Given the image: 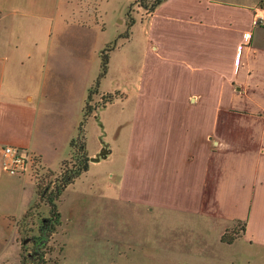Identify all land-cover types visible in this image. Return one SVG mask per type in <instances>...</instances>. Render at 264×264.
Wrapping results in <instances>:
<instances>
[{"label": "crops", "instance_id": "obj_1", "mask_svg": "<svg viewBox=\"0 0 264 264\" xmlns=\"http://www.w3.org/2000/svg\"><path fill=\"white\" fill-rule=\"evenodd\" d=\"M70 1L0 0V254L6 253L7 243L15 241L5 237L8 224L25 218L39 197L33 173L13 175L2 167V148L29 149L37 155L40 168L59 170L62 160L68 156L70 141L77 134L88 89L100 72L99 52L116 39L117 45L109 53L106 75L100 79L95 96L118 91L125 93V97L108 103L85 120L88 156L101 151L103 140L110 151L100 160L112 161L116 149L107 142L106 131L109 126H115L112 132L116 129L114 144L117 145L128 126L129 116L134 118L137 101L145 94L142 92L145 74L146 90H149L150 79L164 76L162 67L170 70L171 77L178 75L179 79L185 71H191L199 76V86L190 89L187 96L199 92L227 96L222 115L224 133L238 129L241 134L238 140L234 136L235 142L257 143L255 149L217 155L219 163L215 166L219 174L213 187L211 209L227 221H244L243 237L264 247V25L254 23L253 17L264 12V0H246L240 4L221 0H165L152 16H158L166 29L175 32V37L160 45L164 53L155 65L157 70H152L154 65L148 63L143 53L146 64L140 59L139 68L143 73L139 72L141 75L136 77L134 52L130 57L125 50L135 30L129 37H118L122 27L106 24L102 16L100 22L83 23L61 17L62 13L55 14L58 4L67 7ZM216 10L230 19L224 29L221 50L213 28ZM172 19L173 26L169 25ZM148 29L151 34V27ZM245 33L250 34L249 38ZM141 36L144 39V33ZM219 80L224 84L222 92ZM130 95L136 96L132 100L135 108L129 104ZM232 113H238V119L229 121ZM89 137H93L92 144L88 143ZM99 161H89L87 171L62 191L54 203L53 220L42 221L50 219L54 224L56 219L64 225L60 232L66 236L63 239L67 261L74 247L80 246L81 241L76 240L82 234L96 231L107 235L108 225L110 232L113 231L106 215L115 216L119 205L123 206L116 180L118 171L116 176L109 173L107 177ZM249 185L250 190L246 192ZM199 199L190 198V203L199 205ZM89 217L91 225L88 226ZM82 228L85 231L80 236ZM3 243H6L4 247Z\"/></svg>", "mask_w": 264, "mask_h": 264}, {"label": "rangeland", "instance_id": "obj_2", "mask_svg": "<svg viewBox=\"0 0 264 264\" xmlns=\"http://www.w3.org/2000/svg\"><path fill=\"white\" fill-rule=\"evenodd\" d=\"M151 1L71 0L67 7L63 3L58 4L55 14L62 13L61 17L68 16L83 23L100 22L102 16L106 24L122 27L119 28L123 31L118 37H129L135 30L134 38L125 46V50L130 57L134 52L136 77L141 75L139 72L143 73L139 68L140 59L144 60L143 53H146L148 63L154 65L152 70H157L155 65L164 53L160 45H165L175 37V32L171 28L166 29L158 16L153 18L154 12L141 6ZM221 1L240 4L246 0ZM228 22L230 19L223 12H214L213 28L219 37L220 50ZM173 23L174 19L169 25L173 26ZM150 27L151 34L147 32ZM143 33L146 43L141 36ZM109 45L113 49L117 39L107 43L101 50ZM218 60H221V54ZM143 63L146 64V60ZM160 71L165 73L164 76L150 79L149 90H146L145 74L142 89L145 94L141 101H137L134 118L129 116L128 126L117 145L114 144L116 129L112 132L115 126H109L106 131L107 142L113 145L116 154L110 162L100 160L99 167L106 172V176L109 173L116 176L118 171L116 180L123 203L117 208L115 216L106 215L108 224H113L114 230L110 232L111 226L108 225L107 235L96 231L82 234L85 231L82 228V237L76 240L81 241V244L74 247L69 254L71 259L67 261L63 239L66 236L60 232L64 225L55 219L52 230L47 228V234L40 233L43 219L53 218L41 189L47 186L46 199L52 197L48 191L54 187L59 170L47 172L39 167L36 172H32L38 186V201L28 209L25 218L8 224L5 237L15 241L7 243L6 253L0 254V264H264V247L245 239L240 224L237 225L235 220L227 221L218 217L211 209L213 187L219 174L215 166L219 163L217 155L255 149L257 143L235 142L234 136L238 140L241 134L238 129L234 133H224L222 115L227 96H211L202 92L187 96L190 89L199 86V76L197 78L191 71H185L181 75L182 79H179L178 75L171 77L170 70L165 67ZM166 74L167 78L164 79ZM217 83L222 92L223 81ZM93 85L88 89V103L95 107L90 115L115 99L125 97V93H121L100 106L103 96L109 92L97 98L98 86L94 90ZM135 98L130 95L129 104L134 108L135 101L132 100ZM237 114L232 113L229 121L238 119ZM125 135H128L127 142ZM92 140L93 137H89L88 143L92 144ZM103 142L102 145L110 151L109 145ZM249 190L250 185L246 192ZM199 197L200 206L196 205L197 202L190 203V198ZM57 199H54V203ZM84 200L80 198V201ZM206 200L208 202H204ZM200 201L204 202L202 206ZM87 220L88 226L91 225V218ZM223 234L224 240L221 239ZM70 236L73 237V234ZM73 242L70 241L71 244Z\"/></svg>", "mask_w": 264, "mask_h": 264}, {"label": "trees", "instance_id": "obj_3", "mask_svg": "<svg viewBox=\"0 0 264 264\" xmlns=\"http://www.w3.org/2000/svg\"><path fill=\"white\" fill-rule=\"evenodd\" d=\"M165 0H152L150 3H142L141 6H143L146 10L153 12L162 2ZM112 49V45L106 46L105 49L100 51V72L95 79L94 82V90L99 85V81L101 78H103L107 72L108 68V61H109V52ZM93 90V89H92ZM90 92L91 89H90ZM95 92V91H93ZM107 94V93H106ZM116 95L120 96L121 92L116 91L112 94H107L103 96L102 102L100 106H104L105 103L110 102ZM88 95V100H89ZM88 100L86 102L84 113L82 115V119L78 125L77 128V134L75 137L72 138L70 141V150L68 153V156L64 158L60 164L59 167V174L57 175L54 183V187H52V190L48 191L52 197H47L46 199V187H40L42 196L45 198L46 202L49 204L52 212V216H54L53 208H54V199H57L58 196L62 193V191L71 183L74 182L76 178H78L82 173L87 171L89 166V156L87 154L86 150V135H85V129H84V123L86 120V117L90 115L93 111V108L91 105H89ZM48 172V171H47ZM45 191V192H44ZM53 220V218H52ZM235 223L241 227V229L244 231L245 229V222L241 220H235ZM42 231L41 234L45 235L46 229H52V223L50 219H48L45 223H42L41 225ZM224 234L222 235L221 239L224 240ZM230 242V240H228Z\"/></svg>", "mask_w": 264, "mask_h": 264}, {"label": "built area", "instance_id": "obj_4", "mask_svg": "<svg viewBox=\"0 0 264 264\" xmlns=\"http://www.w3.org/2000/svg\"><path fill=\"white\" fill-rule=\"evenodd\" d=\"M254 23L264 25V12L255 14ZM246 38L250 34L245 33ZM37 155L29 150L16 146H4L1 150V165L10 174L25 175L36 172L40 167Z\"/></svg>", "mask_w": 264, "mask_h": 264}, {"label": "water", "instance_id": "obj_5", "mask_svg": "<svg viewBox=\"0 0 264 264\" xmlns=\"http://www.w3.org/2000/svg\"><path fill=\"white\" fill-rule=\"evenodd\" d=\"M107 153H108V151H107L106 147L103 145L101 151L99 153H97L95 157H90L91 158L90 161H99L100 158H105Z\"/></svg>", "mask_w": 264, "mask_h": 264}, {"label": "flooded vegetation", "instance_id": "obj_6", "mask_svg": "<svg viewBox=\"0 0 264 264\" xmlns=\"http://www.w3.org/2000/svg\"><path fill=\"white\" fill-rule=\"evenodd\" d=\"M43 223V222H42ZM41 231H42V228H40V233H41Z\"/></svg>", "mask_w": 264, "mask_h": 264}]
</instances>
